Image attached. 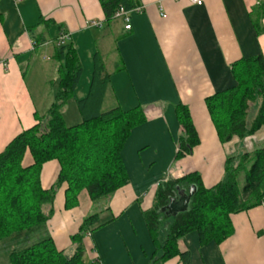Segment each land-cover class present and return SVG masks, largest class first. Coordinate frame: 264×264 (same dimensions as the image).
Here are the masks:
<instances>
[{"label": "crops", "instance_id": "crops-1", "mask_svg": "<svg viewBox=\"0 0 264 264\" xmlns=\"http://www.w3.org/2000/svg\"><path fill=\"white\" fill-rule=\"evenodd\" d=\"M136 1L141 10L130 15L125 31L121 21H105L98 0H0V153L17 135L45 122L54 102L61 33L82 70L62 114L86 96L95 54L108 80L101 111L107 104L110 111L138 107L143 114L119 152L126 184L99 201L103 209L91 214L96 202L85 191L70 210H64V186L53 196L46 231L63 255H72L70 239L86 217L111 218L84 236L85 264H154L161 254L143 213L152 208L157 186L195 173L210 189L223 180L227 158L264 147L262 129L221 145L205 106L206 99L235 87L234 63L264 59V0H200L201 6L186 0ZM180 106L188 111L198 144L177 159L185 139ZM80 121L78 116L74 125ZM58 168L54 161L43 165L42 189L51 188ZM229 220L231 233L222 242L200 245L198 235L190 233L178 241L179 255L161 264H264V200ZM5 240L14 252L12 238L0 243Z\"/></svg>", "mask_w": 264, "mask_h": 264}, {"label": "trees", "instance_id": "trees-1", "mask_svg": "<svg viewBox=\"0 0 264 264\" xmlns=\"http://www.w3.org/2000/svg\"><path fill=\"white\" fill-rule=\"evenodd\" d=\"M105 21L111 22L119 7L130 11L136 0H98ZM259 29L258 25H255ZM98 54L86 96L76 102L80 123L67 126L62 110L73 98L82 70L70 44L57 46L54 102L44 123L17 135L0 153V239L41 232L53 214L56 191L64 186V210L77 206V195L85 191L91 202L107 199L124 186L127 176L120 159L121 148L130 130L143 122L140 108L103 112L101 106L108 80ZM235 87L205 100V106L221 145L232 138L243 140L264 130V59L260 56L237 61L231 66ZM261 98L262 104L251 123H247L248 104ZM178 120L185 139L179 144L177 159L191 153L198 139L187 109L178 107ZM241 163L232 168L233 157L226 159L223 180L210 189L202 186L197 174H187L157 186L153 206L143 213L149 236L157 245L161 264L179 255L178 241L195 232L199 244L219 243L231 233L229 216L247 211L264 200V147L239 156ZM56 162L59 171L50 189L41 187L43 165ZM242 173V186L237 174ZM194 187L186 212L168 218L161 210L177 190ZM111 221L98 214L86 217L77 234L71 237L69 257L57 251L50 238L38 241L9 255L10 264H85L82 240L96 228ZM25 233V234H24ZM181 260L184 261V255ZM90 264H98L93 262Z\"/></svg>", "mask_w": 264, "mask_h": 264}, {"label": "rangeland", "instance_id": "rangeland-1", "mask_svg": "<svg viewBox=\"0 0 264 264\" xmlns=\"http://www.w3.org/2000/svg\"><path fill=\"white\" fill-rule=\"evenodd\" d=\"M261 104H262L261 98H255L252 103L248 104L247 114H246V119H245L248 124L251 123L253 121V119L255 118L256 114L258 113V111L260 109ZM109 108L110 107H108L107 104H104L102 111L106 112L109 110ZM78 116H79V114L77 111V107L75 105L69 103L68 106L66 107V109L63 111V117H64L66 125H74V122H76L78 120ZM248 137H246V138H248ZM244 153H246V152H244ZM241 155L232 156L234 158L233 164H232L233 170L239 167V165L241 163V159L239 156H241ZM237 178H238L239 186H242L243 174L238 173ZM101 208L102 209L104 208V202L98 201V202H96V204L92 208H90L91 209L90 213L93 214ZM42 229L44 230V231L42 230L43 232L41 231L39 233H36L35 235L32 234V232H33L32 231V232H29L26 234L24 233L25 236L23 235L21 237L13 238L12 243H13L14 248H15L14 250L15 251H21L22 249L27 248L28 246H30V245L38 242V241L47 239L49 236H47L46 225H44L42 227ZM11 250H12V246L8 240H5V241L0 243V264H10L9 255L11 254ZM65 255L67 257H69L70 253H66ZM87 263H89V262H87Z\"/></svg>", "mask_w": 264, "mask_h": 264}, {"label": "water", "instance_id": "water-1", "mask_svg": "<svg viewBox=\"0 0 264 264\" xmlns=\"http://www.w3.org/2000/svg\"><path fill=\"white\" fill-rule=\"evenodd\" d=\"M194 193V187H191L187 193L182 190H177L176 198L170 199L161 212L170 219L176 217L178 214L186 212Z\"/></svg>", "mask_w": 264, "mask_h": 264}, {"label": "built area", "instance_id": "built-area-1", "mask_svg": "<svg viewBox=\"0 0 264 264\" xmlns=\"http://www.w3.org/2000/svg\"><path fill=\"white\" fill-rule=\"evenodd\" d=\"M186 1L195 6L202 5V2L200 0H186ZM140 10L141 8L139 6L135 7L134 9L130 11L125 10L123 7H119L113 16V20L121 21L124 24V27L122 29H124L125 31H129L130 30V25H129L130 15L132 13L140 12ZM67 40H68V36L61 33L56 39V46L65 44Z\"/></svg>", "mask_w": 264, "mask_h": 264}]
</instances>
